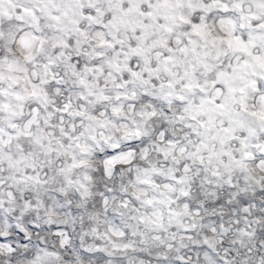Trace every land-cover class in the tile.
I'll return each mask as SVG.
<instances>
[{"label": "snow or ice", "instance_id": "obj_1", "mask_svg": "<svg viewBox=\"0 0 264 264\" xmlns=\"http://www.w3.org/2000/svg\"><path fill=\"white\" fill-rule=\"evenodd\" d=\"M0 264H264V0H0Z\"/></svg>", "mask_w": 264, "mask_h": 264}]
</instances>
